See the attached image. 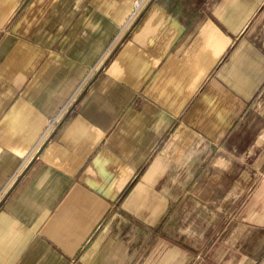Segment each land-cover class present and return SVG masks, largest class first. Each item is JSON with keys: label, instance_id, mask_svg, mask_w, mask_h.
Segmentation results:
<instances>
[{"label": "crops", "instance_id": "1", "mask_svg": "<svg viewBox=\"0 0 264 264\" xmlns=\"http://www.w3.org/2000/svg\"><path fill=\"white\" fill-rule=\"evenodd\" d=\"M135 1L0 0V264H264V0Z\"/></svg>", "mask_w": 264, "mask_h": 264}, {"label": "built area", "instance_id": "2", "mask_svg": "<svg viewBox=\"0 0 264 264\" xmlns=\"http://www.w3.org/2000/svg\"><path fill=\"white\" fill-rule=\"evenodd\" d=\"M152 0H137L134 3V10L133 13L130 17V20L128 21V24L130 23V21L138 14H140V12H142L144 10V8L151 2ZM127 26V25H126ZM125 28V27H124ZM124 30V29H123ZM122 30V32H123ZM56 120H51L49 123V127H48V131L53 127V125L55 124ZM46 131V132H48ZM38 156V149L37 147L34 149L32 155L30 156V158H37Z\"/></svg>", "mask_w": 264, "mask_h": 264}]
</instances>
